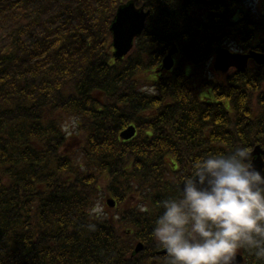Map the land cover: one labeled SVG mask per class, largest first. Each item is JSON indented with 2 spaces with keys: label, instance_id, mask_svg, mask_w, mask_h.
I'll list each match as a JSON object with an SVG mask.
<instances>
[{
  "label": "trees",
  "instance_id": "obj_1",
  "mask_svg": "<svg viewBox=\"0 0 264 264\" xmlns=\"http://www.w3.org/2000/svg\"><path fill=\"white\" fill-rule=\"evenodd\" d=\"M131 1L149 16L115 60L110 24ZM242 1L0 0V264H167L151 232L160 203L180 194L168 173L185 178L195 159L237 147L264 150V92L256 104L229 92L231 105H217L210 93L226 91L204 74ZM175 45L176 68L158 74ZM129 126L137 135L124 141ZM102 194L118 216L96 212ZM142 197L155 212L138 210Z\"/></svg>",
  "mask_w": 264,
  "mask_h": 264
},
{
  "label": "clouds",
  "instance_id": "obj_2",
  "mask_svg": "<svg viewBox=\"0 0 264 264\" xmlns=\"http://www.w3.org/2000/svg\"><path fill=\"white\" fill-rule=\"evenodd\" d=\"M159 206L151 236L167 264H234L241 249L264 259V171L248 147L195 159L179 196Z\"/></svg>",
  "mask_w": 264,
  "mask_h": 264
},
{
  "label": "flooded vegetation",
  "instance_id": "obj_3",
  "mask_svg": "<svg viewBox=\"0 0 264 264\" xmlns=\"http://www.w3.org/2000/svg\"><path fill=\"white\" fill-rule=\"evenodd\" d=\"M264 1H260L259 15H262V5ZM240 19V18H239ZM237 20L233 25L234 28L230 29L231 33L239 35V39L233 40L231 36H221L219 39L221 48L231 52L232 55H238L240 59L237 64L229 68L227 71L218 70L215 66V58L205 65L206 76L211 80H216L219 86V91H226V95L217 99L212 92L208 97L211 103L223 106V104L231 105L233 102V93L236 103H241L243 100L247 103H257L258 93L264 92V35L255 31L248 39L242 37L244 33L241 28L251 27L259 24V27L264 29V21L252 22L248 19ZM251 56V57H250ZM207 59V58H206ZM246 59V61H245ZM245 66L242 70L241 67ZM189 67H191L189 65ZM190 69H188V72ZM230 92V93H229ZM245 264H257L256 261L250 262L245 260Z\"/></svg>",
  "mask_w": 264,
  "mask_h": 264
},
{
  "label": "water",
  "instance_id": "obj_4",
  "mask_svg": "<svg viewBox=\"0 0 264 264\" xmlns=\"http://www.w3.org/2000/svg\"><path fill=\"white\" fill-rule=\"evenodd\" d=\"M148 17V14L145 13L142 9L138 10L134 2H131L118 10L116 19L112 24L111 31L114 36L113 47L115 48L114 56L115 58L122 59L125 57L133 46V41L135 38L139 37L144 28L145 22ZM177 49L173 48L170 54L164 60V69L171 70L174 66L173 56L176 54ZM218 59H217V68L226 70L230 66L238 65L236 62L239 58H235L229 55L227 52L222 49L217 50ZM246 61V59H245ZM245 66L241 67L243 69ZM136 128L131 126L126 129L123 134H121L122 139L130 140L136 135ZM253 155H257L258 159L253 162V165L256 169L264 171V162L260 157L261 152L257 150ZM108 205L111 207L115 206L113 200H108ZM143 249L142 245H138L137 252ZM243 259L236 255L234 264L241 263Z\"/></svg>",
  "mask_w": 264,
  "mask_h": 264
},
{
  "label": "rangeland",
  "instance_id": "obj_5",
  "mask_svg": "<svg viewBox=\"0 0 264 264\" xmlns=\"http://www.w3.org/2000/svg\"><path fill=\"white\" fill-rule=\"evenodd\" d=\"M260 1L261 0L254 1L252 4V7H251L254 10V14H255L256 18L259 17ZM107 196H109V195L102 194L101 197L98 198V201H101V204H98L99 206L97 205L98 207L96 209V212L109 213V214H112L113 216H118V213L116 211H110L109 207H107V205H106V200L108 198ZM134 204H136L138 206L139 203H138V201H135ZM144 205L147 206V202L144 201ZM148 205L150 206V204H148Z\"/></svg>",
  "mask_w": 264,
  "mask_h": 264
},
{
  "label": "bare ground",
  "instance_id": "obj_6",
  "mask_svg": "<svg viewBox=\"0 0 264 264\" xmlns=\"http://www.w3.org/2000/svg\"><path fill=\"white\" fill-rule=\"evenodd\" d=\"M137 247H138V246L135 245V250H134V252H135L136 254H138V253L140 252V251L137 252ZM237 256L240 257V258H242V259L247 258L246 254H245L243 251H241L239 254H237Z\"/></svg>",
  "mask_w": 264,
  "mask_h": 264
}]
</instances>
